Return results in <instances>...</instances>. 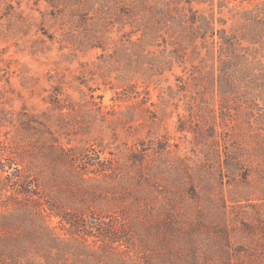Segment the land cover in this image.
I'll return each mask as SVG.
<instances>
[{
  "label": "rangeland",
  "instance_id": "obj_1",
  "mask_svg": "<svg viewBox=\"0 0 264 264\" xmlns=\"http://www.w3.org/2000/svg\"><path fill=\"white\" fill-rule=\"evenodd\" d=\"M68 20L44 0H0V160L42 174L30 207L75 243L86 237L139 263L150 247L180 264H264V155L247 165L257 154L246 144L253 131L224 121L218 98L188 104L166 95L183 74L177 64L151 83L131 71L120 80L127 63L118 40L75 49ZM232 151L247 160L248 178L227 167ZM91 214L114 227L107 243L94 242Z\"/></svg>",
  "mask_w": 264,
  "mask_h": 264
},
{
  "label": "trees",
  "instance_id": "obj_2",
  "mask_svg": "<svg viewBox=\"0 0 264 264\" xmlns=\"http://www.w3.org/2000/svg\"><path fill=\"white\" fill-rule=\"evenodd\" d=\"M44 1L59 9L63 17H69L67 24H63H69L68 34L75 49L107 50L106 40H118V57L123 56L127 63L120 80L129 81L136 75L151 83L156 80L152 77L165 78L166 71L174 65L182 67L183 74L176 78L177 88L168 85L166 95L184 98L188 104L218 98L224 121H231L235 127L244 121L255 134L253 141L246 144L253 143L251 147L257 154L247 165L251 167L264 155V0L249 1V5H243L245 0L240 4H233L234 0ZM114 23L118 25L119 38L112 37L110 25ZM160 42L163 49L158 48ZM7 64L11 70L12 62ZM130 71L131 78L127 76ZM6 80L10 82V77ZM24 82L29 83L26 77ZM192 110L187 108L188 112L197 111ZM200 111L206 113L203 107ZM2 120L0 117V123ZM26 120L35 122L28 117ZM180 128L187 131L189 127ZM240 154L232 151L227 167L248 178L251 169L247 172V165L243 166L247 160ZM41 179V173H27V168L14 158L0 160V200L5 204L0 212V264H180L179 259L171 258L170 251L157 255L152 248L143 247L150 259L139 263L133 257L110 252L106 245L94 247L86 237L82 243H75L74 239L62 236L47 222L41 208H31L27 203L41 195ZM10 182L14 187L11 191L7 185ZM89 217L88 225L91 224L92 235L97 238L94 242L107 243L105 240L111 238L114 227L103 217ZM66 220L74 230V219ZM258 225L264 233V220ZM103 227L106 228L102 230ZM256 230L249 225V233ZM213 264L218 263L213 260Z\"/></svg>",
  "mask_w": 264,
  "mask_h": 264
}]
</instances>
